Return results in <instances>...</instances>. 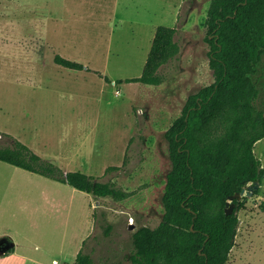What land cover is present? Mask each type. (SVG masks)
I'll use <instances>...</instances> for the list:
<instances>
[{
    "label": "rangeland",
    "instance_id": "374dc122",
    "mask_svg": "<svg viewBox=\"0 0 264 264\" xmlns=\"http://www.w3.org/2000/svg\"><path fill=\"white\" fill-rule=\"evenodd\" d=\"M22 1L0 0V147L20 140L63 171L69 164L70 171H95L97 178L114 181L132 195L121 201L96 198L0 161V233L33 258L13 264H56L54 259L74 264L70 259L79 245L92 254L94 264H134V231L155 227L164 212L162 196L172 166L165 132L188 96L215 80L206 27L211 0H118L113 21L111 0H30L31 6L57 7L60 16L53 22L21 16ZM65 22L81 25L82 47L51 43ZM159 25L176 26L180 45L160 69L163 82L125 81L142 74ZM57 54L83 58L84 68L58 64ZM118 79L123 82L117 84ZM254 79L262 106L264 58ZM254 150L264 167V137ZM114 165L122 167L107 169ZM247 190L227 264H264V178L258 194ZM90 214L91 229L81 245Z\"/></svg>",
    "mask_w": 264,
    "mask_h": 264
},
{
    "label": "trees",
    "instance_id": "16d2710c",
    "mask_svg": "<svg viewBox=\"0 0 264 264\" xmlns=\"http://www.w3.org/2000/svg\"><path fill=\"white\" fill-rule=\"evenodd\" d=\"M206 27L215 80L188 96L181 115L165 132L172 166L162 196L164 212L155 227L142 225L134 231V264H227L238 233V212L246 205L236 194L247 186L253 194L260 192L264 167L254 148L264 137V104L258 103L254 74L264 58V0H211ZM176 32V26L159 25L142 74L125 81L162 83L161 67L180 51ZM55 61L84 68L60 54ZM0 160L96 198L121 201L132 195L114 181L80 170L65 172L20 140L0 147ZM74 264H94V259L82 248Z\"/></svg>",
    "mask_w": 264,
    "mask_h": 264
},
{
    "label": "crops",
    "instance_id": "0c3cea01",
    "mask_svg": "<svg viewBox=\"0 0 264 264\" xmlns=\"http://www.w3.org/2000/svg\"><path fill=\"white\" fill-rule=\"evenodd\" d=\"M30 2H31L30 0H23L20 3L21 7H22V14H20L21 16L34 15L35 17H37V20L43 19V17H44V19H46L48 22H53L52 20L59 18L60 12L57 11V9H58L57 7L53 8V7H50L49 5H40V4H34L33 6H31ZM62 4H63V6L66 5L65 1H63ZM98 4L100 6L104 5V3L102 1H100ZM119 5H120V2L118 0H111V5H110L111 10H113L114 7H116V12L114 14L113 13L111 14L112 15L111 21L115 20V18L117 19L118 11H119L118 10ZM66 16L67 15L63 16L65 20H66ZM63 26L64 27H62V28L55 29L54 37L52 36L53 38L50 39L51 43L53 45H58V46L67 47V48H80V47H82L83 46L82 44L84 43V39L82 40L81 35H82V33L84 35V32L81 28V25L80 24L79 25H71V22H68V24H67V22H65ZM33 29H34V31H36L34 35H38V37H37L38 41L37 42L41 43V41L43 39H42V37H39V36H41L42 31L40 30V28L37 26L36 23L33 25ZM48 31L50 32V28ZM57 33H59V34H57ZM58 37L60 38V40H59L60 42H58ZM50 41L46 42L45 45H49L48 43H50ZM74 59L79 61V62L84 61L83 58H80V59L74 58ZM25 68H28V70L31 69L29 66L27 67L26 65H25ZM75 159H76V157H75ZM0 161H2V160H0ZM3 162H6V161H3ZM76 162H77L76 166H79V167L83 166V163L81 161L76 160ZM108 163H109V161L103 163L101 168L103 166L105 168ZM12 165H14V164H12ZM14 166H17V165H14ZM17 167H19V166H17ZM20 168H22V167H20ZM70 168H72V167L69 164L68 166H65L64 171L68 172L71 170ZM23 169H25V168H23ZM91 174L92 175L95 174V171H91ZM74 189H77V188L74 187ZM83 192H85V191H83ZM92 221H93V219H92L91 214H90V224H89V226L86 227V229H87L86 233L81 236V239H80L81 245L84 242V239L89 234V230L91 229ZM16 244H17V242H15V240L11 236H9L3 232L0 233V264H13V263H15L19 260H22V259L23 260H25V259L33 260L32 257H29L25 254L20 253L17 249ZM80 250H81V248L79 245L77 250L73 253L74 255L70 259V263H71L72 259L75 262L77 254ZM53 262H55L56 264L59 263L56 261V259H54Z\"/></svg>",
    "mask_w": 264,
    "mask_h": 264
},
{
    "label": "water",
    "instance_id": "95a60500",
    "mask_svg": "<svg viewBox=\"0 0 264 264\" xmlns=\"http://www.w3.org/2000/svg\"><path fill=\"white\" fill-rule=\"evenodd\" d=\"M256 186H259V185L256 184ZM251 188H252V186H248L247 194H251V193H252ZM245 191H246V188H244V189L242 190L241 193H237L236 195H237L238 197H241L242 194H243V192H245ZM229 202H230V201H228V204H229ZM231 209H232V208L228 207V208H227V211L230 212Z\"/></svg>",
    "mask_w": 264,
    "mask_h": 264
}]
</instances>
